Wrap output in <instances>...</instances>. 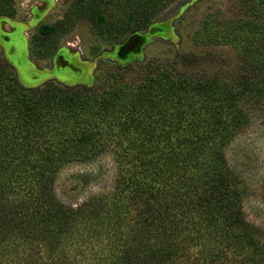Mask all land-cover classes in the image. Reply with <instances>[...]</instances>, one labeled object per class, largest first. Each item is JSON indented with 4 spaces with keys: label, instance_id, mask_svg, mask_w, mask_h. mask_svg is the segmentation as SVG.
<instances>
[{
    "label": "trees",
    "instance_id": "16d2710c",
    "mask_svg": "<svg viewBox=\"0 0 264 264\" xmlns=\"http://www.w3.org/2000/svg\"><path fill=\"white\" fill-rule=\"evenodd\" d=\"M191 1L72 0L34 39L51 45L84 20L114 46ZM237 3L209 34L237 51L231 75L202 72L210 54L175 52L107 59L90 85L25 87L0 51V264H264V233L246 221V188L225 155L264 116V0ZM15 15L0 0V16ZM104 154L111 190L61 203L58 172Z\"/></svg>",
    "mask_w": 264,
    "mask_h": 264
},
{
    "label": "rangeland",
    "instance_id": "374dc122",
    "mask_svg": "<svg viewBox=\"0 0 264 264\" xmlns=\"http://www.w3.org/2000/svg\"><path fill=\"white\" fill-rule=\"evenodd\" d=\"M71 2L14 0L15 17L0 16V51L15 67L23 86L34 87L47 79L67 85H90L94 69L106 68L107 59L120 64L143 58L166 60L175 52L210 54L205 56L201 70L205 73L231 75L239 65L238 53L232 46L209 39V34L222 31L220 23L224 19L240 14L237 0H193L181 7H170L158 16L157 22L114 46L100 39L84 20L68 23L51 45L35 40L39 26L61 20ZM225 155L246 188L242 201L245 219L264 233L263 115L258 114L252 126L236 136ZM115 176L116 165L109 154L88 163L67 164L56 176L54 193L64 205L76 206L92 195L110 191Z\"/></svg>",
    "mask_w": 264,
    "mask_h": 264
}]
</instances>
